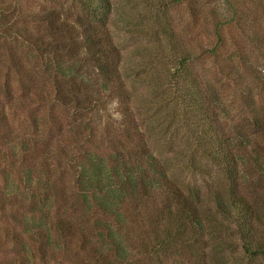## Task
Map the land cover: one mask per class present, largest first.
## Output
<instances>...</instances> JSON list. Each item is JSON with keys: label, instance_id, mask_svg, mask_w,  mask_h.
<instances>
[{"label": "trees", "instance_id": "16d2710c", "mask_svg": "<svg viewBox=\"0 0 264 264\" xmlns=\"http://www.w3.org/2000/svg\"><path fill=\"white\" fill-rule=\"evenodd\" d=\"M68 1L75 10L73 25L60 27L50 19L45 24L48 36H25L30 31L16 28V19L0 22V41L9 47V60L0 72V216L7 219L0 225V253L12 254L0 264H264V195L238 188L245 181L242 151L248 150L247 160L261 166L264 174V107L257 105L264 97V73L248 64L241 44H235L237 63L230 55H217L227 46L223 30L235 24L242 35L247 32L238 0L221 1L226 12L211 20L215 42L200 54L216 61L221 56L219 70L239 92L256 138L234 140L209 132L212 149L198 141L185 166L175 168L202 172L195 157L200 152L223 174L226 190L203 179L172 178L133 113L121 56L108 27L111 1ZM174 2L180 0L169 4ZM9 4L0 7V20L18 14L19 1ZM150 4L169 8L165 0ZM260 41L262 47H253L264 52ZM167 42L171 50H181L174 34L169 33ZM20 47L35 57L33 63L25 65L17 56ZM191 58L188 49L181 50L174 81ZM11 73L25 101L17 99ZM32 97L37 108L47 104V113L30 116L35 126L31 134L16 132L11 116L29 109L26 102ZM104 97L120 103L123 113L118 121L124 124L115 136L108 124V133L96 135L97 108ZM56 106L69 111L65 127L70 149L63 147L52 158L45 155L40 165L30 155L48 149L54 134L45 142L43 131L49 121L57 125L56 132L62 129L54 116Z\"/></svg>", "mask_w": 264, "mask_h": 264}, {"label": "rangeland", "instance_id": "374dc122", "mask_svg": "<svg viewBox=\"0 0 264 264\" xmlns=\"http://www.w3.org/2000/svg\"><path fill=\"white\" fill-rule=\"evenodd\" d=\"M9 1L12 0H2L0 7L7 8L10 6ZM17 1L20 3L17 6L18 14H7V17H3L0 22L9 23L14 19L18 20L16 28L20 31L27 28V31H30L25 36L30 33L48 36L45 24L47 25L46 22L50 19L60 27L73 25L75 10L69 9L68 0ZM110 1L112 12L108 27L121 56L120 71L126 90L132 99L133 113L143 129L146 128L151 147L170 168L172 178H179L185 182L193 180L199 182L203 179L226 190L228 185L223 174L211 161L201 157L200 152L199 156L195 157L202 166V172L192 174L189 169L184 171L175 169L176 166H185L184 164L187 163V159L199 142L211 150L212 145L208 138L213 131L218 132L222 137H232L234 140L239 137L242 140L256 138L255 130L249 120V111L241 100L239 92L219 70L217 62H221V56L216 61L215 57L200 54L204 50L209 51L215 42L211 20L220 18L221 12H226L221 5L222 0L207 4L205 0H180L171 4L169 3L172 0H165L169 4L167 10L166 8L162 10L160 5L156 8L155 4H150V0ZM238 5L244 13L243 19L247 32L242 35L235 24L223 30L227 46L217 51V55H230L237 63L236 60L238 61L240 56L235 44H241L244 46V56L247 55L245 57L249 61L248 64L264 73V52L253 47V43L262 47L261 39L264 42V0H238ZM216 8L219 11L215 12ZM155 16H159V23H156ZM165 22L170 25H167L169 28L166 29L167 33L163 29ZM169 33L174 34L178 49H188L192 56L191 62L184 67L176 81L171 75L172 71L179 66L177 58H180L181 50H171L167 42ZM5 45L8 44L0 41L1 73L5 68L2 66L3 62L9 60L6 52L9 47ZM173 51L176 55L172 54ZM17 56L25 65L35 61V57L30 55L24 47H20ZM10 81L14 86L17 99L25 101L26 98L22 96V90L13 73H11ZM42 81L44 82L43 78ZM41 90H45V87L42 86ZM200 94L205 99L201 98ZM261 100L257 102V105L264 107V97ZM36 102L33 97L29 98L26 103L30 108L21 109L11 116L12 126L16 132L31 134L35 126L30 116H45L47 104H39L37 108L34 105ZM119 108H121L120 103L115 99L104 97V102L97 108L99 115L95 120L96 123L100 122L95 129L98 137L108 133L105 130L107 124L110 127L108 129L110 134L113 135L119 127H122L124 123H119L118 120H122L123 113ZM53 112L55 119L60 120L62 129L56 132L55 122L49 121L47 124L46 121L49 129L46 128L43 131L44 141L48 140L49 133L54 134V137L49 139L47 150L40 148L30 155L31 158L41 162L40 165L45 155L51 154L50 158H52L56 154L60 156L61 148L70 149L67 145L70 136L65 127V124L71 120L69 111L56 106ZM217 115L219 119L214 118ZM260 142L263 143L261 140ZM46 151L47 154H45ZM240 154L244 156L246 163L241 165L245 181L243 183L241 181L239 191H246L255 196L264 195L262 167L247 160L248 150ZM193 175L195 179L192 178ZM1 179L0 176V184ZM69 192L73 195L71 188ZM6 221V218L0 216V225ZM11 255L0 253V263L10 260Z\"/></svg>", "mask_w": 264, "mask_h": 264}]
</instances>
